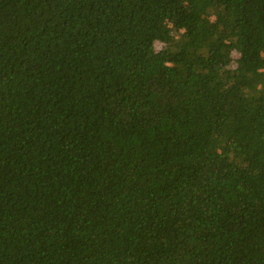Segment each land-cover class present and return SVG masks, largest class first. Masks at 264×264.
Instances as JSON below:
<instances>
[{
    "label": "trees",
    "instance_id": "trees-1",
    "mask_svg": "<svg viewBox=\"0 0 264 264\" xmlns=\"http://www.w3.org/2000/svg\"><path fill=\"white\" fill-rule=\"evenodd\" d=\"M0 264H264V0H0Z\"/></svg>",
    "mask_w": 264,
    "mask_h": 264
}]
</instances>
